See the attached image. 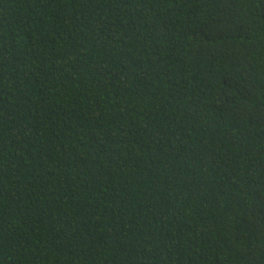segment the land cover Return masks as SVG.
<instances>
[{
  "label": "trees",
  "instance_id": "trees-1",
  "mask_svg": "<svg viewBox=\"0 0 264 264\" xmlns=\"http://www.w3.org/2000/svg\"><path fill=\"white\" fill-rule=\"evenodd\" d=\"M0 264H264V0H0Z\"/></svg>",
  "mask_w": 264,
  "mask_h": 264
}]
</instances>
